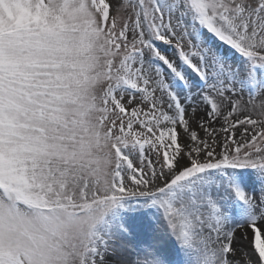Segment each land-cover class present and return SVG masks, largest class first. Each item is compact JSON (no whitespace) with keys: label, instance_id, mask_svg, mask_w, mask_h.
Masks as SVG:
<instances>
[{"label":"snow or ice","instance_id":"6c2138e0","mask_svg":"<svg viewBox=\"0 0 264 264\" xmlns=\"http://www.w3.org/2000/svg\"><path fill=\"white\" fill-rule=\"evenodd\" d=\"M0 264H264V0H0Z\"/></svg>","mask_w":264,"mask_h":264}]
</instances>
